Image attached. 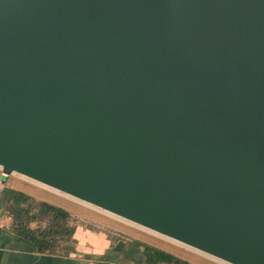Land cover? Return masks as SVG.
<instances>
[{"label": "water", "instance_id": "95a60500", "mask_svg": "<svg viewBox=\"0 0 264 264\" xmlns=\"http://www.w3.org/2000/svg\"><path fill=\"white\" fill-rule=\"evenodd\" d=\"M0 169L264 264V0H0Z\"/></svg>", "mask_w": 264, "mask_h": 264}, {"label": "crops", "instance_id": "0c3cea01", "mask_svg": "<svg viewBox=\"0 0 264 264\" xmlns=\"http://www.w3.org/2000/svg\"><path fill=\"white\" fill-rule=\"evenodd\" d=\"M10 181L9 188L70 213L76 227L72 243L63 245L54 253L39 252L32 242L14 230L12 217L0 210V264H147L144 247L133 246V240L128 243L129 239H119L112 233L117 229H105L102 227L105 223L97 216H84L62 200L53 202L39 198L33 191ZM3 189L0 184V192ZM31 228L36 229V224Z\"/></svg>", "mask_w": 264, "mask_h": 264}, {"label": "trees", "instance_id": "16d2710c", "mask_svg": "<svg viewBox=\"0 0 264 264\" xmlns=\"http://www.w3.org/2000/svg\"><path fill=\"white\" fill-rule=\"evenodd\" d=\"M0 210L13 219V227L19 235L32 242L39 252L54 253L62 242L72 243L75 227L70 226L72 216L67 211L45 202H35L29 195L9 187L0 192ZM36 224V229L31 225ZM135 247H144L147 264H183L162 250L134 242Z\"/></svg>", "mask_w": 264, "mask_h": 264}, {"label": "rangeland", "instance_id": "374dc122", "mask_svg": "<svg viewBox=\"0 0 264 264\" xmlns=\"http://www.w3.org/2000/svg\"><path fill=\"white\" fill-rule=\"evenodd\" d=\"M1 175H2V169H0V184L2 187L4 188L8 187V185L11 182L10 180H14L20 186H23L26 189L33 191L34 194L39 198L50 199L53 202L62 200L64 202L70 203L69 205L72 209L78 211L80 214H83L84 216L85 215L97 216L100 220H102L105 223L103 224L104 226H102L105 229L109 230L112 227L116 228L117 230L113 231L112 233L115 234L119 239L120 238L129 239L128 243H130L133 240L135 242H139L141 244H145L157 248L167 253L170 252L174 253L175 255H177L176 257L183 262V264H227L223 261H220L216 258H213L195 249L189 248L183 244H180L176 241H173L169 238H166L162 235L152 232L148 229L139 227L128 221L110 215L84 202L68 197L60 192H57L39 183L31 181L18 174L11 175L8 178L6 184L3 185L1 182ZM31 198L37 203L41 202L35 199L34 197ZM70 226L76 227L74 220H72ZM66 244L68 243L62 242L61 247Z\"/></svg>", "mask_w": 264, "mask_h": 264}]
</instances>
